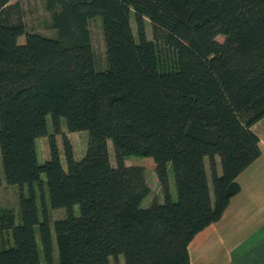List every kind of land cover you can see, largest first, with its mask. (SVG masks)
Wrapping results in <instances>:
<instances>
[{
  "label": "trees",
  "instance_id": "1",
  "mask_svg": "<svg viewBox=\"0 0 264 264\" xmlns=\"http://www.w3.org/2000/svg\"><path fill=\"white\" fill-rule=\"evenodd\" d=\"M46 2L65 42L28 32L20 0H0V182L30 185L21 224L0 209V264H41L37 226L51 264L53 233L34 192L45 183L52 208L67 210L54 223L58 264H119L122 255L126 264H191L189 244L222 217L240 172L262 153L251 128L264 118V0ZM98 17L109 61L102 72L88 33ZM48 116L56 135L62 118L68 132L89 133L82 160L63 135V166ZM130 157L142 164L127 166ZM147 166L166 202L143 208Z\"/></svg>",
  "mask_w": 264,
  "mask_h": 264
},
{
  "label": "rangeland",
  "instance_id": "2",
  "mask_svg": "<svg viewBox=\"0 0 264 264\" xmlns=\"http://www.w3.org/2000/svg\"><path fill=\"white\" fill-rule=\"evenodd\" d=\"M24 8L21 9V15L24 18L25 25L28 27V30H33L35 33L39 35H43L47 38H55L62 41H66L64 37L61 36L58 29L53 25V13L47 10L45 3L38 2V0H26L24 1ZM146 33L148 39H153L152 33V23L149 19L146 20ZM133 33L135 34L136 40H138L137 34V22H135V17L132 16L131 19ZM32 32V31H30ZM33 33V32H32ZM88 33L90 36L91 48L93 50V56L95 59V70L102 72L109 68V61L107 59V47H105V37L103 35V23L101 17L92 19L88 21ZM221 42V38L219 39ZM48 121V132L55 135L56 142L59 148V154L62 159V164L66 167V161L64 156V145H63V135L70 140L71 144H73L74 148V156L76 160L80 161L84 158V155L88 148V139L89 133L87 131H81L76 133H71L67 131L66 121L62 118L61 121V133L55 134L53 128V121L51 116L47 117ZM109 143V151L111 155L112 164L115 166V154L113 153V144ZM38 146V158L39 162L43 164L46 159L50 156V150L48 145V138L39 139L37 142ZM142 159L138 157H130L126 160L127 166H130L132 163L134 165H141ZM0 166L2 167V159L0 157ZM221 171V167H219V172ZM209 176L211 175L208 169ZM167 176L169 177V188L171 193V200H177V189L175 188V176L173 173L172 164H168L167 167ZM146 182L149 188L151 189V193L149 196L144 198L142 207L147 208L151 206L156 200L160 203H165V195L163 193L162 188H160V183L158 180V176H156L155 167L147 166L145 170ZM42 180L45 181V176L42 175ZM0 209H6L13 211L14 216L16 218L15 224H21V206H20V197L22 194L26 196L30 195V185L24 184L22 187L17 185H7L5 183V177L2 175V179L0 182ZM34 192L36 194V204L38 205V214L40 217V221H43L45 218V214L47 215L50 221V228L52 229L53 241H54V251L53 258L51 264H58L59 262V254L57 253V243L55 241V229L54 223L58 220L64 219L67 217V210L65 208H60L59 210H55L50 205L48 187L45 183L43 191L36 184L34 186ZM75 214H79V207L75 208ZM36 229V241L38 242V248L40 253L41 264H46V257L43 253L42 243L39 237V229L38 226ZM11 241L10 235L7 237ZM112 264L113 259L111 258ZM119 264H126L124 262V257L119 256L118 259Z\"/></svg>",
  "mask_w": 264,
  "mask_h": 264
},
{
  "label": "crops",
  "instance_id": "3",
  "mask_svg": "<svg viewBox=\"0 0 264 264\" xmlns=\"http://www.w3.org/2000/svg\"><path fill=\"white\" fill-rule=\"evenodd\" d=\"M24 1L20 0L22 8ZM38 2L47 8L46 0ZM251 130L260 139L261 156L240 172V191L222 217L189 244L191 264H264V118Z\"/></svg>",
  "mask_w": 264,
  "mask_h": 264
}]
</instances>
